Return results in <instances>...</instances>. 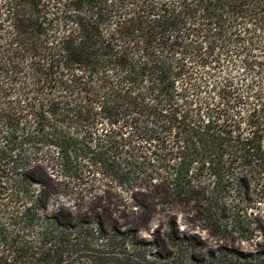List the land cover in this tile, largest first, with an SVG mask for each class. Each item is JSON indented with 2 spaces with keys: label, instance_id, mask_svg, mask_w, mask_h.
<instances>
[{
  "label": "trees",
  "instance_id": "16d2710c",
  "mask_svg": "<svg viewBox=\"0 0 264 264\" xmlns=\"http://www.w3.org/2000/svg\"><path fill=\"white\" fill-rule=\"evenodd\" d=\"M263 91L264 0H0V264H88L80 252L132 242L162 208L165 231L132 244L186 263L197 241L176 214L230 232L225 195L254 161L264 172ZM24 129H50L54 152L21 149ZM90 174L125 179L124 230L102 223L110 185L53 202Z\"/></svg>",
  "mask_w": 264,
  "mask_h": 264
},
{
  "label": "rangeland",
  "instance_id": "374dc122",
  "mask_svg": "<svg viewBox=\"0 0 264 264\" xmlns=\"http://www.w3.org/2000/svg\"><path fill=\"white\" fill-rule=\"evenodd\" d=\"M241 71V67L237 65L230 71V76L235 83L243 87L247 82L254 80V78L248 76L245 78L246 80L242 79L238 76ZM255 81L259 82L258 79ZM261 88L260 83H255V92ZM262 93L264 95V91ZM250 102L251 107L253 104H256L255 100L251 99ZM236 109L244 116L247 114L246 111L248 109L243 107L242 104L237 105ZM256 118L254 117L253 120H256ZM24 127L26 129L29 128L28 121L24 123ZM96 128L98 132L107 129L103 124H97ZM26 129L23 131L25 138L20 140L21 149H25L31 154H35L37 151L42 156L54 152L55 149L50 147L48 145L49 142L45 140V138H48L53 133L50 129H45L39 134L31 133ZM26 133L29 134V137L26 136ZM127 133L128 130H125L124 134L127 135ZM159 140H161V137ZM134 141L136 140L134 139ZM155 143L158 142L156 141ZM159 144L162 145L161 142ZM127 152L131 154L130 159H135L134 154L137 156L139 154L138 152ZM126 157V155L122 156V158ZM254 163L257 162L254 161ZM254 163L248 168V173L244 178V182H242L246 188L237 189L238 191L233 189L229 192V195H225L226 202L228 203V209L225 211L227 217H231L233 207H235L234 210H236V213L240 217L238 223L234 225V228L230 232L223 233L215 230V228L210 227L211 225L203 222L200 217H191L188 207L176 214L175 223L178 232L180 234H191L195 238V241H197L194 248L188 247L187 262H182V264H264V172L258 164ZM242 167V165L234 167L235 180L243 174V170L239 169ZM121 173H125V171ZM134 175H136V172ZM111 177H104L101 174H90L84 177L82 181L69 180V186H71L70 195L56 198L53 202L73 206L74 199L81 190H88L87 194H85L86 196L89 195L88 192L91 194L100 193L102 195V191L110 185L113 190L108 195L106 201H101V206L105 204L108 207V211L102 215V223L104 227L106 226L105 229L108 226L115 225L116 228L124 230L123 227L125 226L123 224L126 221L121 219L123 217L121 205L128 201L129 193L124 185L125 179L120 174H111ZM87 185L92 186L88 187ZM236 185L237 188L240 187L238 182ZM165 215L166 211L164 208L157 210L154 221L149 229L140 231L132 242L130 240L127 241V239L121 240L120 238L111 243L101 241L98 246H89L87 251L80 252V256L88 257L85 260L88 264H179L181 257L185 259L186 254L184 253L185 249L180 246L173 247V249L168 247L167 249H155L150 246L140 248L132 244L142 240L146 242L151 241L152 232L157 227H159L158 230L161 232L165 231L166 227L163 224ZM112 221H115V224ZM89 223L90 232L94 233L93 231H96L98 227L93 224L92 218Z\"/></svg>",
  "mask_w": 264,
  "mask_h": 264
}]
</instances>
